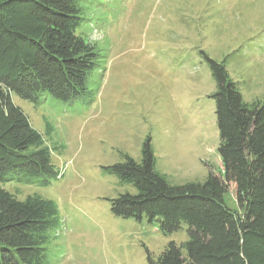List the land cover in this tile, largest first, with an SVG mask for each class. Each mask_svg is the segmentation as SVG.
<instances>
[{
	"label": "rangeland",
	"instance_id": "1",
	"mask_svg": "<svg viewBox=\"0 0 264 264\" xmlns=\"http://www.w3.org/2000/svg\"><path fill=\"white\" fill-rule=\"evenodd\" d=\"M77 34L100 55L88 81L90 102L46 96L34 106L13 96L47 144L60 171L46 186H2L18 200L53 201L60 223L45 264H150L168 243L188 238L186 227L164 236L146 218L122 219L109 201L120 186L103 168L127 155L140 160L147 137L156 169L172 185L219 174L215 91L200 52L225 61L245 102L264 100V0H90ZM223 200L238 211L231 186Z\"/></svg>",
	"mask_w": 264,
	"mask_h": 264
},
{
	"label": "trees",
	"instance_id": "2",
	"mask_svg": "<svg viewBox=\"0 0 264 264\" xmlns=\"http://www.w3.org/2000/svg\"><path fill=\"white\" fill-rule=\"evenodd\" d=\"M90 0H0V264H45L60 223L57 205L33 194L18 200L2 186L43 187L60 171L47 144L53 128L38 132L13 96L39 106L46 96L66 104L90 102L89 78L100 55L77 31ZM205 60L215 91L217 154L222 169L202 182L172 185L156 169L147 137L137 162L127 155L103 168L124 193L109 201L122 219L143 217L170 235L186 227L187 240L170 242L150 264H264V100L245 102L225 61ZM238 211L226 206L230 187Z\"/></svg>",
	"mask_w": 264,
	"mask_h": 264
}]
</instances>
